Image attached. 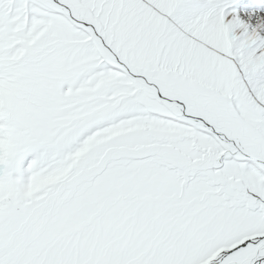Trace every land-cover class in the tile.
<instances>
[{"label": "snow or ice", "instance_id": "obj_1", "mask_svg": "<svg viewBox=\"0 0 264 264\" xmlns=\"http://www.w3.org/2000/svg\"><path fill=\"white\" fill-rule=\"evenodd\" d=\"M0 264H264V0H0Z\"/></svg>", "mask_w": 264, "mask_h": 264}]
</instances>
